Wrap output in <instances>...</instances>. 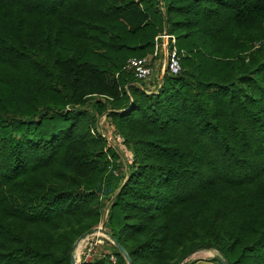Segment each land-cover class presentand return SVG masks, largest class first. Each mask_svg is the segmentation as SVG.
Listing matches in <instances>:
<instances>
[{"label":"trees","instance_id":"1","mask_svg":"<svg viewBox=\"0 0 264 264\" xmlns=\"http://www.w3.org/2000/svg\"><path fill=\"white\" fill-rule=\"evenodd\" d=\"M165 33L181 72L137 80ZM105 214L115 264H264V0H0V264Z\"/></svg>","mask_w":264,"mask_h":264},{"label":"built area","instance_id":"2","mask_svg":"<svg viewBox=\"0 0 264 264\" xmlns=\"http://www.w3.org/2000/svg\"><path fill=\"white\" fill-rule=\"evenodd\" d=\"M181 54L176 46L175 37L168 35L167 33L157 36L155 38L154 52L149 58H131L128 60L127 65L124 69L132 71L134 77L137 80L149 82L155 75V70L153 68V62L157 59L164 60V71L168 72L170 75H178L181 72ZM109 173L114 177H118L119 173L112 166H109ZM101 224L103 222H100ZM98 225H101V224ZM83 250L79 255L78 264H88L93 261L96 257V252L98 248L109 246H114L113 239L107 231L101 227H96L95 231L85 237L83 240ZM105 255L103 254L102 257ZM109 261L111 264L116 263V257L114 254H109Z\"/></svg>","mask_w":264,"mask_h":264},{"label":"rangeland","instance_id":"3","mask_svg":"<svg viewBox=\"0 0 264 264\" xmlns=\"http://www.w3.org/2000/svg\"><path fill=\"white\" fill-rule=\"evenodd\" d=\"M148 57L150 58L151 56H147V58ZM163 62H164L163 59H157V60H154V62H153V68L155 70V75L154 76L157 77V78H161V76L165 73V71H164V63ZM99 131H101L103 136L106 137L109 141H112L114 143L117 142L116 138L113 135L112 129H111L109 123L107 122V120L105 118H103L101 120V122H100ZM126 154L128 155V152H126ZM118 173H119V175H121L120 170H118ZM105 220H106V214H105V216H103L102 220L100 221V222H103V223L102 224L100 223L101 225H98V227H101L105 231L108 232V229L104 226ZM82 240L79 242V245H83ZM79 245H78L77 249L74 251L75 264H78V260L77 259L79 258V255L81 254V252L78 253ZM114 253L115 252H114L113 248L110 249V245L109 246H105V247H101V248L97 249L95 258H100V257H102L103 254L104 255L105 254H108V255L110 254L111 255V254H114ZM217 255L218 254L215 251H200L198 256L192 255L184 263H189L191 261H197L196 263H198V264H201V262H211ZM213 264H219V263L213 262Z\"/></svg>","mask_w":264,"mask_h":264},{"label":"water","instance_id":"4","mask_svg":"<svg viewBox=\"0 0 264 264\" xmlns=\"http://www.w3.org/2000/svg\"><path fill=\"white\" fill-rule=\"evenodd\" d=\"M81 240H82V238L78 239V240L76 241V243L74 244V246H73V250H74V251L77 249V247H78V245H79V242H80ZM113 243H114V245L116 244L114 241H113ZM118 249L120 250V252H121L122 255L124 256V258L128 261V263L131 264V262H130V260H129L127 254H126V252H125L122 248H120V247H118ZM218 262H219V264H229L228 260H226V259H222V258H220V257L218 258ZM71 264H75V258H74V255H73L72 258H71Z\"/></svg>","mask_w":264,"mask_h":264},{"label":"crops","instance_id":"5","mask_svg":"<svg viewBox=\"0 0 264 264\" xmlns=\"http://www.w3.org/2000/svg\"><path fill=\"white\" fill-rule=\"evenodd\" d=\"M82 249H83V245H79L78 253H79V252H82ZM199 253H200V252H198V253H196V254H194V255L198 256ZM196 264H198V263H196ZM201 264H213V262H201Z\"/></svg>","mask_w":264,"mask_h":264}]
</instances>
